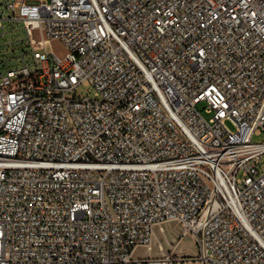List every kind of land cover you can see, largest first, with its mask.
I'll return each instance as SVG.
<instances>
[{
  "label": "built area",
  "instance_id": "obj_1",
  "mask_svg": "<svg viewBox=\"0 0 264 264\" xmlns=\"http://www.w3.org/2000/svg\"><path fill=\"white\" fill-rule=\"evenodd\" d=\"M0 8L33 57L0 72V264L165 263L187 236L201 264H264V0Z\"/></svg>",
  "mask_w": 264,
  "mask_h": 264
},
{
  "label": "rangeland",
  "instance_id": "obj_2",
  "mask_svg": "<svg viewBox=\"0 0 264 264\" xmlns=\"http://www.w3.org/2000/svg\"><path fill=\"white\" fill-rule=\"evenodd\" d=\"M13 16L5 8H0V18L2 23L0 27V72L6 68L8 63L11 67H16L23 61L26 63H33V57L29 46V36L22 21L9 20ZM32 37L36 41L42 39L41 30L37 29L32 32ZM50 45V49L56 53L63 55L65 53V46L63 43L55 41ZM81 95H92V89L81 87L79 89ZM198 111L203 115L207 121H211L214 114L209 112L205 102L197 106ZM232 127V126H231ZM255 141L261 142L264 136H256ZM259 170L264 172V156L259 163ZM243 177V173L239 174V178ZM167 244L170 245L171 238H168ZM171 262H161L164 256L156 249L148 252L145 248H138L135 252L134 259L130 264H201L196 260V244L191 237H185L169 246Z\"/></svg>",
  "mask_w": 264,
  "mask_h": 264
},
{
  "label": "water",
  "instance_id": "obj_3",
  "mask_svg": "<svg viewBox=\"0 0 264 264\" xmlns=\"http://www.w3.org/2000/svg\"><path fill=\"white\" fill-rule=\"evenodd\" d=\"M188 237V236H187ZM171 238V237H170ZM171 242L174 244L176 243L172 238H171ZM196 255H197V248H196Z\"/></svg>",
  "mask_w": 264,
  "mask_h": 264
},
{
  "label": "bare ground",
  "instance_id": "obj_4",
  "mask_svg": "<svg viewBox=\"0 0 264 264\" xmlns=\"http://www.w3.org/2000/svg\"><path fill=\"white\" fill-rule=\"evenodd\" d=\"M159 264V263H158Z\"/></svg>",
  "mask_w": 264,
  "mask_h": 264
}]
</instances>
